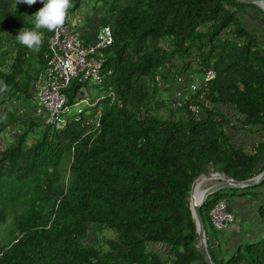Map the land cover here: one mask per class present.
<instances>
[{
  "label": "trees",
  "instance_id": "trees-1",
  "mask_svg": "<svg viewBox=\"0 0 264 264\" xmlns=\"http://www.w3.org/2000/svg\"><path fill=\"white\" fill-rule=\"evenodd\" d=\"M81 1L72 0L68 12ZM14 2L0 0V80L8 85L0 105L32 99L34 66L26 56L43 68L52 36L41 29L38 53L20 45L18 31L33 24ZM96 3L108 5L114 39L103 51L104 83L96 86L115 96L97 105L98 128L85 118L52 130L17 109L0 112V138L10 133L12 139L0 145V230L6 226L0 264H205L189 205L192 183L210 171L237 181L264 171V40L241 17L256 7L236 0ZM39 5H32L34 12ZM210 70L215 77L200 92L186 89L181 107L160 113L165 101L159 95L173 102L168 91L177 74L187 88L188 74L201 78ZM80 89L75 82L67 90L70 103ZM189 105L200 108L199 116ZM229 131L261 135L247 152ZM263 186L240 195L256 196L251 191ZM228 191L210 195L200 209L210 258L264 264V202L256 209L258 226L243 243L227 257L211 249L217 231L210 213L227 201ZM105 230L114 236L100 242Z\"/></svg>",
  "mask_w": 264,
  "mask_h": 264
},
{
  "label": "built area",
  "instance_id": "built-area-1",
  "mask_svg": "<svg viewBox=\"0 0 264 264\" xmlns=\"http://www.w3.org/2000/svg\"><path fill=\"white\" fill-rule=\"evenodd\" d=\"M43 5L40 3L39 8ZM114 42L112 30L108 25H102L98 31L95 41L85 44L80 34L69 25L68 15L65 24L52 32L48 41V54L45 55L46 64L36 75L33 85V116L42 119L46 126L52 130H62L69 123H82L87 118V123H93L95 128L99 126L101 110L97 105L104 98L115 99L112 92L104 93L95 98L89 97L82 90V85L93 82L95 85H102L105 80L103 66L106 55L103 51L112 46ZM110 75V72H108ZM214 71H207L201 78L188 74L190 82L184 88L185 76L177 77L176 82H182V89H174L171 93L172 103L168 105L176 110L181 107V98H185V90L191 93L200 92L208 82L214 79ZM182 79V80H181ZM80 84L81 89L70 103L67 90L74 83ZM77 108V109H74ZM94 110L93 116L88 118ZM74 111V112H73ZM187 111L193 116H199L201 110L196 105H189ZM187 111L182 110L181 114L187 116ZM176 112V111H175ZM211 225L216 231L230 226L234 222V215L228 208L226 200L219 201L210 213Z\"/></svg>",
  "mask_w": 264,
  "mask_h": 264
},
{
  "label": "crops",
  "instance_id": "crops-1",
  "mask_svg": "<svg viewBox=\"0 0 264 264\" xmlns=\"http://www.w3.org/2000/svg\"><path fill=\"white\" fill-rule=\"evenodd\" d=\"M14 3L16 4V0ZM19 5H20L21 9L25 11V14H27V16H32L35 13L32 5L29 6V5L24 4V3L16 4V6H19ZM107 7H108L107 4H100V3L98 4V3H96V0H82L81 4L77 10H75L74 12H68V20H69L70 27L72 29L76 30L80 34V36H81V38L85 44L93 43L95 41V37H96L98 31L100 30L101 26L108 23V21L110 19V14L108 13ZM242 21H243V19H242ZM246 26H248V25H246ZM26 57H27L28 61L29 62L31 61V63L34 66L32 69V73L35 75V79H36V75L39 73V71L42 70V67L40 68V66L38 64H36V62H35L34 58H32V56L27 55ZM182 76H183V74H177V77H182ZM172 84L174 86V89H179V90L182 89V86H177L179 83H177L176 81H174ZM32 91L34 93L33 87H32ZM33 96H34V94H33ZM98 96H100V94ZM31 100L33 101V97ZM20 105H21V103H20ZM167 110H169V106H168ZM23 112L25 113V115L26 114L27 115L33 114V108L31 107V112H27L24 110H23ZM160 112L162 113V108L160 109ZM239 132L240 133L242 132V137H241V135H239L234 139L235 135H234V137H232L233 136V134H232L231 135V139H232L231 141L233 143L235 142L234 144L237 145L239 138H241L240 144H239L240 146H238V145L237 146L239 148L247 151L245 148L246 147L245 145H246V142L248 140L247 136L249 137V133L243 132V131H239ZM210 181H212V180H210ZM212 185H214V184H211L210 186H212ZM251 192L257 193V195L254 196L251 194V195L241 196L239 193L238 196H236V197L233 196L232 199L227 200L228 208L232 212V214L234 215V222L232 224L234 226L238 225L239 229H241V230H240V232L229 231L228 234H223V235L221 234V235H219L218 238H215V237L212 238L211 239V249L216 250L218 247L221 253L223 252V253L229 254L231 251L235 250V248L239 244L243 243L244 238H245L244 224L247 223V221H248L245 219V217L249 218L250 213L256 214L255 209H257L260 206V204L264 202V186L257 188L256 190H253ZM237 219H240V221L244 220V219L245 220H244L243 224L242 223L237 224ZM249 223L250 224H252V223L257 224L256 217H254V220H252V222H249ZM253 227H254V224H253ZM250 233L252 234V231H250ZM195 264H202V263L197 262Z\"/></svg>",
  "mask_w": 264,
  "mask_h": 264
},
{
  "label": "rangeland",
  "instance_id": "rangeland-1",
  "mask_svg": "<svg viewBox=\"0 0 264 264\" xmlns=\"http://www.w3.org/2000/svg\"><path fill=\"white\" fill-rule=\"evenodd\" d=\"M256 8H245V10L243 11L242 13V19H243V22L245 25H248V27L251 28V30H253V32L257 33L258 37L260 39H263L264 40V17L263 15L258 11V9H260L258 6L255 5ZM261 10V9H260ZM263 12V11H262ZM197 76V74H195V77ZM159 79V77H158ZM186 85V84H185ZM173 86V85H172ZM177 86H183L182 82H179V84ZM98 87L93 83V82H88L86 83L85 85H82V90L87 93L89 95V97L91 98H95L96 96H98L99 94L102 95L104 94L103 92H100L99 93V90L97 89ZM169 90V89H168ZM172 90V89H171ZM169 90V91H171ZM168 91V97L170 99H172V95L170 94V92ZM173 91V90H172ZM161 99H163V101H165V105L164 106H161L162 107V113L163 115H166V113L168 114V100H166V97L167 95L164 93V92H161L160 95ZM9 105L11 107H9ZM21 107V108H20ZM31 107L33 108L34 107V104H33V101L32 100H29L27 102H24L20 105V103H18L17 101L16 102H9V103H6V104H1L0 105V112L2 113L3 111H5L6 109L10 108V110H13V109H17L16 111H20V114L21 115H25V113L23 112L24 111H27V112H31ZM167 107V108H166ZM74 109H77V108H74ZM167 110V111H166ZM223 111L225 112V114H227L228 116H230L232 119H234V114L233 112H231V109H228V107H223ZM74 112V111H73ZM161 113V112H160ZM27 115V114H26ZM30 116H33V114H29ZM34 117V116H33ZM35 118V117H34ZM36 120L40 121V122H43L42 119H38V118H35ZM14 130V129H13ZM39 131H35V133H37ZM229 133L234 137V139L241 135L242 137V132L240 133L239 131H229ZM10 133H5L1 138H0V145H4L5 142L3 143V140L2 138H7L8 140L7 141H11L12 139H10ZM261 135V133L257 134V133H249V137L247 136V142H246V150L247 152L252 150L255 145H256V142L258 141L259 139V136ZM33 135H30L29 136V139L32 138ZM10 139V140H9ZM240 139L239 138V141H238V146H240ZM235 143V142H234ZM236 145V146H237ZM67 165V164H66ZM210 173H214L212 171H210ZM219 174V173H218ZM206 175V174H204ZM219 180H212V181H207V182H204L202 183L197 189H196V194L197 196H199L200 198L202 197L203 195V192H204V189H206L207 187H209L211 184H216L218 183ZM240 193V190H230L227 192V195L228 197L226 196V199L227 200H230L232 199V197H236L238 196V194ZM250 197V196H249ZM247 198V197H246ZM257 207V206H256ZM255 207V208H256ZM256 210V209H255ZM254 217H258L257 216V213H250V216L249 218L245 217L247 221V223L244 224V230H245V235H247L248 233V230L249 231H252L256 228L257 224L256 223H252L250 224L249 222H252V220H254ZM244 219V220H245ZM244 220H241L240 219H237V224H240V223H244ZM9 221H7L6 224H8ZM253 224H254V227H253ZM238 225L234 226L233 224L222 229L221 231H217L215 232L214 234V237L215 238H218L219 235H223V234H228L229 231H234V232H240L241 229H239ZM6 231V226L4 227H1V230H0V238H2L3 236V232ZM208 231L210 232V229H208ZM247 231V233H246ZM251 234V233H250ZM210 235V234H209ZM114 236V232L111 231V230H105V231H102L100 233H98L97 237L98 239L100 240V242L102 241L103 238H111ZM90 241V240H89ZM230 254V253H229ZM228 254L227 253H223V257H227Z\"/></svg>",
  "mask_w": 264,
  "mask_h": 264
},
{
  "label": "clouds",
  "instance_id": "clouds-1",
  "mask_svg": "<svg viewBox=\"0 0 264 264\" xmlns=\"http://www.w3.org/2000/svg\"><path fill=\"white\" fill-rule=\"evenodd\" d=\"M36 2L37 0H16V4L24 3L29 6ZM39 2L43 7L32 16H29L33 27H22L15 36V40L20 45L37 53L43 44V33L40 30L46 29L49 32H53L62 27L66 22L68 10L72 7V0H39ZM7 90V83L0 80V93H4Z\"/></svg>",
  "mask_w": 264,
  "mask_h": 264
},
{
  "label": "water",
  "instance_id": "water-1",
  "mask_svg": "<svg viewBox=\"0 0 264 264\" xmlns=\"http://www.w3.org/2000/svg\"><path fill=\"white\" fill-rule=\"evenodd\" d=\"M237 2L246 4V5H256L264 12V0H236ZM235 114V113H234ZM264 160V159H263ZM259 168L256 169V171ZM204 180H219L218 183L204 189L202 199L196 204L192 205V194L194 191L195 186L198 183H201ZM264 181V171L251 179L244 180V181H237L234 180L226 175L218 174V173H210L206 175L199 176L191 186L190 195H189V205L192 214V218L195 223L196 233H197V249L205 262V264H214L210 258V255L207 250V241L205 236V227L204 223L200 214V209L204 204L207 197L210 195L225 190H241V189H248L253 188L260 185Z\"/></svg>",
  "mask_w": 264,
  "mask_h": 264
},
{
  "label": "bare ground",
  "instance_id": "bare-ground-1",
  "mask_svg": "<svg viewBox=\"0 0 264 264\" xmlns=\"http://www.w3.org/2000/svg\"><path fill=\"white\" fill-rule=\"evenodd\" d=\"M207 181H210V180H204V181H202L201 183H198L196 186H195V188H194V191H193V194H192V205L193 204H197L201 199H202V197H203V195H202V197L200 198L199 196H197V194L195 193L196 192V189H197V187L199 186V185H201L202 183H204V182H207Z\"/></svg>",
  "mask_w": 264,
  "mask_h": 264
}]
</instances>
